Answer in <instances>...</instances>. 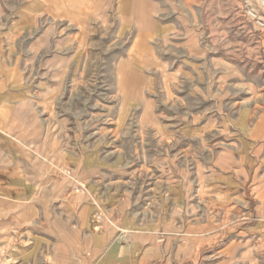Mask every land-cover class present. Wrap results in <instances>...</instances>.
<instances>
[{
  "label": "crops",
  "instance_id": "obj_1",
  "mask_svg": "<svg viewBox=\"0 0 264 264\" xmlns=\"http://www.w3.org/2000/svg\"><path fill=\"white\" fill-rule=\"evenodd\" d=\"M29 1L0 44V254L18 264H154L157 247L170 255L173 225L181 241L190 228L193 244H203V204L183 206L187 196L173 195L168 144L154 161L159 173L142 183L111 150L119 144L114 130L93 124L91 95L72 92L76 80H85L88 63L73 60L75 53L49 54V38L72 43L91 37L92 19L109 0ZM115 2L116 38L126 35V16L153 19L167 10L154 0L133 2L128 10L127 1ZM34 16L47 21L36 31L37 45L13 46ZM136 30L135 40L149 41L162 37L165 27L154 21ZM45 36L48 45L40 46ZM33 48L35 59L27 61ZM76 97L82 111L71 108ZM250 116L232 120L243 155L225 166L218 160L221 171L209 188L232 198L212 217L231 215L239 226L247 221L232 244L247 245V263L264 260V136Z\"/></svg>",
  "mask_w": 264,
  "mask_h": 264
},
{
  "label": "rangeland",
  "instance_id": "obj_2",
  "mask_svg": "<svg viewBox=\"0 0 264 264\" xmlns=\"http://www.w3.org/2000/svg\"><path fill=\"white\" fill-rule=\"evenodd\" d=\"M28 1L0 0V44ZM115 1L93 17L91 37L71 43L45 36L40 46L52 41L50 55L75 53L73 60L88 63L85 80H76L72 92L91 95L93 124L114 130L119 144H110L111 150L124 158L128 170H136L146 184L159 173L154 161L167 143L173 195L187 196L183 206L203 204V244H193L190 228L181 241L173 225L170 255L157 247L154 264H264L247 263V245H232L247 221L239 226L231 215L212 217L211 211L232 204V198L209 189L221 171L217 161L225 166L235 154L243 155L232 120L251 115L264 136V0H154L167 10L153 19L126 16L121 38L115 36ZM125 1L128 10L140 0ZM153 20L165 27L164 35L135 40L136 29L146 31ZM46 23L34 16L13 46H36V31ZM66 26L60 33L68 31ZM35 51L27 61L35 59ZM70 104L75 111L84 109L81 98ZM238 203L247 209V200ZM0 264L18 263L0 254Z\"/></svg>",
  "mask_w": 264,
  "mask_h": 264
}]
</instances>
